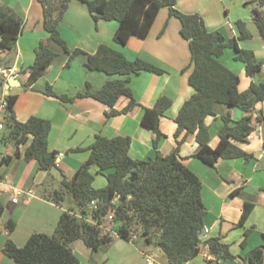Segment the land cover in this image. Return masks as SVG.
Wrapping results in <instances>:
<instances>
[{"label":"trees","instance_id":"obj_1","mask_svg":"<svg viewBox=\"0 0 264 264\" xmlns=\"http://www.w3.org/2000/svg\"><path fill=\"white\" fill-rule=\"evenodd\" d=\"M42 6L43 26L48 38L60 44L68 54L66 66L77 54H85L84 68L104 72L109 78L101 88L92 90L85 83L84 91L74 95L59 94L46 84L41 91L48 97L62 103H71L78 97H91L110 108L107 116L125 113L137 104L128 86L130 75L140 71L162 73L155 64L136 57L127 59L122 52L101 44L93 54L75 48L70 50L60 37L58 25L69 3L73 0H38ZM86 5L96 23L98 20H114L117 27L112 40L124 46L130 36L144 38L153 24L158 11L166 7L169 16L178 19L180 36L188 41L190 62L182 72L189 70L187 82L193 89L191 95L181 104L173 121L175 147L166 154L158 151L164 134L159 121L166 116L172 101L160 95L152 107H143L140 123L154 133L151 145L156 149L154 158L143 160L128 155L130 138L127 136L104 137L96 135L87 147L71 149L72 152L87 150L88 156L70 179H61L59 190L51 189L45 197L60 204L66 192L70 193L76 206L62 211L51 234L33 232L22 246H17L7 238L2 252L12 259L13 264H79L70 243L81 239L84 244L97 250L108 244L113 237L102 232L101 225L112 216L116 232L120 238L130 240L129 233H139V238L154 243L161 248L168 264H184L199 254L202 246L217 261L223 264L226 259H234L228 244L218 237H200L204 230L206 209L201 198V181L198 176L179 159L178 152L185 138L194 134L199 145L194 157L208 166H214L218 159L243 158L249 154L238 147L235 141H244L253 131L251 116L246 114L236 121L230 116H222L223 124L218 131V141L214 147L208 144V128L204 122L213 113L215 103L250 111L254 105L264 102V81H252L244 91L238 90L239 77L219 60L225 48L234 51L233 58L244 64L248 76H255L262 69V62H254L253 51L238 46V40L250 37L249 31L240 19L235 21L237 36L225 39L219 31L208 30L198 13H184L175 7L176 0H75ZM262 8H252V20L260 36L264 39V0H258ZM22 19L8 6L0 3V47L12 50L21 32ZM56 53L50 50L45 41H40L35 49L31 65L22 73H28L24 87L33 84L52 63ZM3 79H0L2 82ZM120 95L129 98L121 111L113 108ZM16 94L5 95L4 126L9 130L8 139L18 147L28 142L24 149L25 161L36 160L38 169L49 172L56 167V152L48 148V135L51 123L48 119L31 115L25 121H18L14 114ZM264 123V115L258 116ZM3 126V127H4ZM5 136L4 139L5 140ZM264 139V131H263ZM19 155V153H16ZM11 155L2 156L0 165L8 164ZM95 174H104L106 183L101 188L93 186ZM133 175L132 181L129 177ZM253 204L245 202L238 226L247 220ZM0 205V216L2 214ZM6 228L11 231L15 222L8 219ZM249 229L244 231L241 243H245ZM157 234L156 238L154 235ZM264 237V233H263ZM136 241V240H135ZM208 262H212L208 260ZM244 264H264V244L251 249L243 258Z\"/></svg>","mask_w":264,"mask_h":264},{"label":"crops","instance_id":"obj_2","mask_svg":"<svg viewBox=\"0 0 264 264\" xmlns=\"http://www.w3.org/2000/svg\"><path fill=\"white\" fill-rule=\"evenodd\" d=\"M217 1L224 15L219 17V20L216 17L212 22H208L206 14L212 15L215 0H176L175 7L184 13H198L208 30L219 31L222 35L229 31L225 33L227 38L238 35L235 21L240 19L244 22L250 37L238 40V46L251 49L254 62H262L260 54H264V39L260 36L257 27L258 35L251 30L253 20L250 13L244 11L242 16L231 15L223 0ZM0 3L11 8L22 19L21 32L15 47L10 51L0 47V67L12 68L13 73L17 75L16 80L13 81L14 86L7 89L5 88L7 77L3 78L0 82V95H17L14 114L18 121H25L31 115L50 121L48 148L56 152V167L47 172L38 169L36 160L23 159L28 142L18 147L14 144L0 143V159L5 155L12 156L8 164L0 165V205L3 209L0 216V237L4 236V241L10 238L17 244L12 235L26 210L40 214L38 219L41 223H45L47 217L51 218V223L46 222L48 224L46 230L36 227L34 231L28 232L27 236L33 232L49 234V229L53 231L63 209L60 204H55L45 197V193L50 190L49 178L54 181L59 175L60 182L63 177L70 179L88 156L87 150L72 152L71 149L87 147L96 135L108 138L127 136L130 138L128 155L131 158L143 160L154 158L156 149L151 145L154 133L141 125L140 116L143 107H152L158 96L165 95L171 99L172 105L167 115L162 116L159 121V128L164 137L160 140L157 151L161 155H166L175 147L176 124L173 117L193 89L187 82L189 70L182 72V69L190 62L188 41L180 36L179 21L176 17L169 16L166 7L158 11L144 38L130 36L124 46H119L112 40L117 22L100 19L94 23L86 5L73 0L69 3L58 25L59 35L70 50L78 48L85 53L93 54L99 45L104 44L119 50L129 60L141 57L162 68L163 72L143 70L131 74L128 86L137 104L125 113L111 116H107V112L110 111L107 105L91 97H78L71 103H62L55 98L45 96L41 91L46 84L51 85L59 94L74 95L78 91H84L86 82L90 83L92 90L101 88L109 76L101 71L85 69L83 64L86 55L83 53L75 55L70 60L69 66H66L68 54L60 44L48 38V32L43 26L42 6L38 0H0ZM255 37L261 40L253 41L245 47L242 45L245 40L250 41ZM42 40L46 42L50 50L56 53V56L44 73L26 88L24 82L28 73L21 71L31 65L35 49ZM260 72L255 76H248L244 65L239 64L238 90H246L252 81H264V70ZM128 102V97L120 95L113 108L121 111ZM246 114L251 116L253 131L246 140H234V143L245 152L252 154L251 158L218 159L214 166H208L194 157L199 148L194 134L185 138L178 152L181 162L201 181V198L206 209L204 216L206 232L202 233V238L218 237L222 243L228 244L231 254L235 256L234 259L224 260L223 264H244L245 255L254 247L264 244V123L258 118L260 114L264 115V102H257L247 112L223 103H215L213 113L204 118L209 134L208 144L214 147L218 141V131L223 124L222 116L228 115L236 121ZM13 189L22 192L15 203L11 201ZM27 191H30L29 195L26 194ZM4 192H9V195ZM71 200L73 201L72 196ZM245 202L252 203L253 208L245 223L238 226L237 222ZM20 203L24 205L22 209L19 206ZM7 211L10 216L6 221L12 219L15 222V227L11 231L6 228V221H1ZM16 214L18 220L14 217ZM30 223L32 222L28 224ZM246 229H249V232L245 243L242 244ZM234 245L240 247V250L232 252ZM100 247L101 245L98 249ZM148 252L152 251L140 250L142 256ZM201 254L206 261H212L211 264L217 261L206 246L201 247L198 255ZM160 258L161 260L156 264H168L164 255ZM194 258L184 264H191ZM0 264H13L12 259L2 252V247H0Z\"/></svg>","mask_w":264,"mask_h":264},{"label":"rangeland","instance_id":"obj_3","mask_svg":"<svg viewBox=\"0 0 264 264\" xmlns=\"http://www.w3.org/2000/svg\"><path fill=\"white\" fill-rule=\"evenodd\" d=\"M223 2L228 7L231 15L236 14L237 16H242V14L245 11L246 13L249 12L252 17V8L260 7L263 9V7L260 6L258 0H244L243 2H241V0H223ZM212 7L214 8L212 15L206 14V16H208V22L214 21L216 17L217 20H219V17H222L224 15V11L221 9V5L217 0H215V5ZM251 22H252L250 26L251 30L255 32V35H258L256 26L254 25L253 21ZM225 33L223 35H225ZM224 37L227 38V35H225ZM260 40L261 38L255 37L252 40H250L251 42L245 40L242 43V45L245 47L250 45V43H252L253 41L256 42ZM233 56H234V51L231 48H225L223 53L219 56V60L223 64L228 66L230 69H232L234 72L238 73V65L240 64L242 66L244 64L241 61L235 60ZM260 56H261L260 59L262 60V69H261L262 72L264 70V54L263 55L260 54ZM6 64H8V62ZM0 89H1V85H0ZM8 133L9 130L6 126H4L3 129H0V143L4 145L5 144L13 145V142L10 139H8ZM4 136L6 138L5 140H3ZM3 154L5 155V152H3ZM91 170L95 175L93 186L95 188L103 187L106 183L104 174H95L96 171L95 167H92ZM55 175L58 174L55 173ZM56 177L54 181H52L51 178H49L50 183L48 186L50 190L51 189L59 190L61 188L59 175ZM4 193L9 195V192H4ZM19 206H21L22 209L23 208L22 206L24 205L23 203H20ZM60 206L63 209V211L68 210L70 207L76 211L75 203L71 200V194L68 192L65 193L64 199L60 201ZM25 208L26 206L24 207V209ZM39 215L40 214L30 212L27 210L24 212V214H22L19 220V226L16 229L15 233L12 235L14 241L17 243L16 244L17 246H22L24 244L26 238L28 237L27 236L28 232L34 231L36 227H39L42 230H46L47 225L51 223L50 217L46 218L45 223H41L38 219ZM8 216L10 215L7 211L2 216L1 221L5 222ZM17 216H18L17 214L14 215V217H16V219L18 220ZM29 222L32 223L28 224ZM46 222L48 224H46ZM102 225L107 229L115 230L118 224H116L112 220L106 219V221ZM102 231H104V229ZM48 232L49 234H51L52 233L51 229H49ZM107 233H110L112 235L113 237L112 242L108 244H102L101 247L98 249V251H93L92 249L88 248L81 239L74 240L73 242L70 243V247L73 253L79 260V264H146L145 256H142L140 254V250L152 251L155 254L154 264H156L158 261L161 260L160 257H163L164 255L161 248L156 246L154 243H147L145 241H142L141 237L140 238L138 237V240L136 241H132V240L127 241L125 239L115 236L113 232L111 233L110 231H107ZM137 235L139 236V233ZM156 236L157 234L154 235V238H156ZM3 243H4V236H1L0 247L3 246ZM239 250L240 247H238L237 245H234V247H232V252H237ZM193 260L194 261L191 262V264H211V262L205 260L202 254L198 255Z\"/></svg>","mask_w":264,"mask_h":264},{"label":"built area","instance_id":"obj_4","mask_svg":"<svg viewBox=\"0 0 264 264\" xmlns=\"http://www.w3.org/2000/svg\"><path fill=\"white\" fill-rule=\"evenodd\" d=\"M13 71L14 70L12 68H2V67H0V78L1 79H3V78L5 79L6 77L10 76L13 73ZM5 104H6V102H5V94H1L0 95V129H2L3 126H4ZM29 193H30V191H27L26 194L29 195ZM20 195H22V192L20 190L13 189L12 190L11 201L14 202V203L17 202L18 201V197ZM107 219L108 220H112V216L108 215ZM101 228L104 229V231H102L104 234H106L107 231H110L111 233L113 232V234H115V236L119 237V234L116 232V230L107 229L106 227H103V225H101ZM204 232H206V229L203 230V233ZM107 234H110V233H107ZM129 236H130V240H132V241L138 240V237H139L134 232H130ZM145 259H146V264H154L155 254L153 252H148V253L145 254Z\"/></svg>","mask_w":264,"mask_h":264},{"label":"water","instance_id":"obj_5","mask_svg":"<svg viewBox=\"0 0 264 264\" xmlns=\"http://www.w3.org/2000/svg\"><path fill=\"white\" fill-rule=\"evenodd\" d=\"M16 74L15 73H12L10 76H8L7 78H6V89L8 88V87H11V86H14V83H13V81H15L16 80ZM132 181L134 180V177H133V175H130V177H129ZM200 237H202V234L200 235Z\"/></svg>","mask_w":264,"mask_h":264}]
</instances>
